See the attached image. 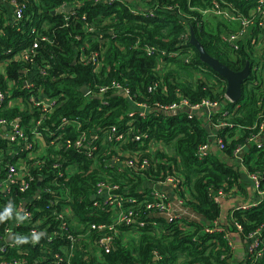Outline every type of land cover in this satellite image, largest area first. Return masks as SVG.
<instances>
[{"label": "trees", "instance_id": "obj_1", "mask_svg": "<svg viewBox=\"0 0 264 264\" xmlns=\"http://www.w3.org/2000/svg\"><path fill=\"white\" fill-rule=\"evenodd\" d=\"M0 3V62L8 61L0 73V91L9 98L0 104V115L19 120L30 141L41 121L46 146L41 153L13 152L14 144L0 137V181L9 163L27 161L35 178L27 192L14 185L10 193L0 190V245L11 217L5 206L28 201L39 231L57 232L27 242L31 226L15 229L23 236L20 248H10L9 260L25 259L29 264H237L230 242L238 232L248 239L260 233V245L249 253L245 264H264V197L260 205L248 210L233 206L223 213V199L241 194L251 196L243 173L259 178L264 192V139L262 146L251 142L264 121V3L261 0H2ZM12 1L22 9L23 21L15 25L8 19L7 5ZM74 5L69 14L53 15L65 4ZM12 6V5H11ZM227 15L204 10L215 8ZM138 7L144 11L134 13ZM147 13L148 15H144ZM253 24L246 29L235 49L226 38L244 29L242 19ZM89 26L94 29L90 31ZM48 35L51 42L41 44L34 64L16 61L7 53L32 44V28ZM45 28V30H44ZM194 37L213 58L240 72L247 65L250 76L243 85L238 102L227 97V82L201 61L191 44ZM152 48L156 56L148 55ZM176 53L171 57L169 53ZM99 53L103 64L98 73L88 62ZM82 55L87 61L81 59ZM45 69L28 89L25 70ZM113 83L127 87L131 100L111 90L104 104L97 94L85 95L83 88L100 92ZM150 87H155L152 92ZM42 91L58 98L56 107L41 119L42 111L30 109L31 97ZM61 93H63L61 95ZM181 95V97L179 96ZM186 100L189 104L210 100L222 106L209 120L188 110L156 111ZM146 104L149 112L137 108ZM63 117L77 118L80 129L71 127L63 139L89 137L88 148L58 147L52 135ZM207 124L217 128L212 141ZM226 124L224 127H219ZM218 126V127H217ZM116 128V133L109 131ZM97 135L98 138L92 137ZM121 136L120 141L117 137ZM158 144L156 150L150 148ZM216 145L201 157L203 145ZM222 145L223 147H220ZM243 147L242 161L237 150ZM246 147V149H245ZM132 160V168L114 159ZM144 160L150 167L142 168ZM40 162L39 164H36ZM179 180V199L198 219L184 217L168 221L156 208L157 200L145 197L152 186L168 176ZM118 186L126 199L121 209L132 212L130 224L117 223L115 230L93 226L113 224L117 210L92 199L99 183ZM224 192L222 201L218 195ZM39 193V199L34 196ZM252 193L258 195L254 188ZM64 214L60 220L59 215ZM226 220V223L220 224ZM144 223V226H140ZM65 224L69 232L62 229ZM236 224L239 225L240 230ZM213 234L207 229L218 228ZM69 233L73 239H67ZM228 234L230 236L228 237ZM112 237L107 250L99 242ZM60 257L61 259H59Z\"/></svg>", "mask_w": 264, "mask_h": 264}, {"label": "built area", "instance_id": "obj_2", "mask_svg": "<svg viewBox=\"0 0 264 264\" xmlns=\"http://www.w3.org/2000/svg\"><path fill=\"white\" fill-rule=\"evenodd\" d=\"M96 2H99L101 0H95ZM109 3H114L115 0H105ZM262 3H264V0H261ZM13 4L12 7L15 10V16L12 17L10 20L14 25L19 22V26L21 28V23L23 21V16H22V9L19 8V6L15 3V1H12ZM9 5V6H11ZM74 4H65L62 7H72L73 10L70 11L69 13L74 11ZM144 11L143 8L138 7L136 10L135 8L133 9L134 13H140ZM204 14H207L209 12H214L216 14H221V15H227V13L221 9H219L218 6L215 8H209L207 10L203 11ZM65 13V14H69ZM63 14V13H62ZM144 15H148L147 13H144ZM242 24L244 26V29L241 32L234 33L231 36H228L226 40L231 43V45L235 48L238 49L239 45L237 43V40L243 36L246 33V29L253 24V21L248 19V18H243L242 19ZM88 29L92 31L94 28L92 26H89ZM45 30V28H44ZM31 35H34L33 42L29 47L23 48L18 52L14 51V48H9L7 53L11 55L13 59L16 61L20 62H26L28 64H34L35 62V57L39 54L40 52V47L42 43L45 42H51L50 38L48 35L44 32L38 31L35 27L32 28ZM148 55L150 56H156V52L152 48H146ZM171 57H176V53H169L168 54ZM100 54L95 53L91 59L88 61L93 64L94 66V73H98L103 64L100 59ZM81 59L83 61H87L86 58L82 55ZM8 64V61L5 62H0V73L4 71L6 65ZM25 73H28L29 79L24 82V86L28 89H31L34 87L33 82L39 78V75H46L45 69H38L37 72H35L34 67L28 68L25 70ZM155 87H150L149 91L152 92ZM111 90H115L116 92L124 95H126L127 98L131 100V95L130 91L127 87H123L120 84L113 83L112 86H105L100 89L99 93H96L95 91L93 92L92 90L88 89L87 95H94L97 94L99 96V99L106 104V96L109 94ZM63 93H61L62 95ZM181 97V95H179ZM9 98L11 101L12 99L10 96H7L4 94L2 91H0V104L5 102V100ZM58 98H53V97H48L45 95L42 91H40L39 96H33L31 97V102H29V107L30 109L37 108L39 111H42L41 119L44 118L45 114L48 112L52 111L56 105ZM229 100V99H228ZM220 105L218 103H213L210 100H203L200 103L196 104H189L186 100H182L179 103H172L166 106H161L157 105L156 106V111H165V112H180L183 110H188L191 113L197 114L198 112H204L207 120L211 117V115L214 112V109L218 108ZM137 108H140L141 110L145 112H149L150 108L143 103H138ZM41 121H39L36 124L35 130L33 131L34 133V138L33 141H30L28 136L25 133V128L21 126L19 123V120H14V121H9L5 117L0 115V137L4 133V129L6 130L4 134V138L8 140L9 144L11 145L12 143L14 144V149L12 150L13 152L20 154L24 151H29L32 155V158L35 157L33 154L34 152H39L41 153L43 149L46 146V138L45 134L39 129L41 127ZM210 126V124H208ZM226 124H222L219 127H224ZM71 127H75L76 129H80V123L79 120L76 118H68V117H63L59 124L56 127V131L52 133V135L55 137V141L52 143L58 142L57 146L58 147H76V148H88V140L89 137L87 136L86 133L81 134V136L76 139V140H70V139H63L64 136L66 135L67 131L70 130ZM218 127V126H217ZM109 133L112 135L116 133V128H113L112 130L109 131ZM93 139L98 138L97 135L92 137ZM122 139L121 136L117 137V140L120 141ZM264 139V121L261 124L260 131L258 135L253 137L251 139V142H255L258 144V147L262 146V141ZM217 142V140L215 141ZM216 145H203L200 149L201 151V157L203 154L207 152L208 149H213L216 150ZM158 144L153 145L150 149L151 150H156ZM220 147H223L220 145ZM243 147H239L237 150V159L242 161V151ZM246 149V147H245ZM115 162H119L123 167L126 168H132L134 166V162L132 160H124L121 161L120 159L116 158L113 160ZM40 162H37L36 164H39ZM150 167V162L149 160H144L142 163V168H149ZM247 174V173H246ZM249 176V179L252 181L254 188L258 191L257 195V200L255 203L252 204H242L238 205L237 209H244L248 210L254 207H258L260 205V200L261 197H264V192L259 190V178L255 174H247ZM35 180V178L32 176L29 170V166L27 161L24 159H18L17 162L14 163H9L8 168H7V173L5 177L0 181V190L4 193H10L11 189L14 185H17L19 188V191L24 193L27 192L30 187L31 183ZM179 180L175 176H168L166 180L162 183H160L158 186H152L150 190L147 192L145 197H150L153 196L157 202L155 204L149 205V207L156 208L158 211H160L161 215L166 218L168 221L173 220L175 218L179 219L182 216H176L173 217L169 214L171 210V204L168 200V196L162 191L163 187L169 186L171 189L175 192L178 201L180 204H183V201L179 199V194L181 193V188L179 186ZM118 186L113 185L110 182L102 181L99 183L97 192L93 198L95 201V206L99 207L101 203L99 200L103 201L108 207L111 209L117 210L116 213V220L113 222V224L106 226V225H101V226H93L94 228H108L111 231L115 230V225L117 223H126L130 224L133 219V214L132 212H124L121 209L123 208V205L125 203H130L133 200L126 199L120 194L117 193ZM226 197L224 192H220L218 195L217 200L222 201V199ZM36 199H39V195ZM28 201H23V203L20 206L15 207L11 202L8 203V205L5 206V211L7 214L11 217L12 224L11 226L8 225L7 228L5 229L4 236L1 238V245H0V264H29L25 259H20V260H9L5 255L6 253L10 250V248H20L22 244V238L23 236L20 234H17L15 229L18 228H23L25 226H31L30 230L28 232V237H27V242H30L31 244H36V240L39 237L46 236L47 234L49 235L48 240H52L53 235L57 234V232L50 233L48 231H39L36 227L40 223V221H35L33 218L35 215L31 213L28 209ZM60 220L64 219V214L59 215L58 217ZM140 226H144V223H140ZM218 228H211L207 229V232L210 234H213L216 232V230H219V225H216ZM237 228L240 230L239 225L236 224ZM62 229L69 232L67 226L65 224H62ZM13 234L14 239L11 242H8L9 236ZM230 234H228V237ZM232 238V236H231ZM254 239V242L251 246V250L249 253H252L254 249L258 248L261 242L260 239V233H258L255 236L250 237ZM67 239H73L72 235L69 233L67 236ZM99 242L102 244V246L105 249H109L110 246L112 245V237L108 235H104L102 238L99 239ZM230 245L232 248L233 242L231 240ZM61 259L60 257H58Z\"/></svg>", "mask_w": 264, "mask_h": 264}, {"label": "crops", "instance_id": "obj_3", "mask_svg": "<svg viewBox=\"0 0 264 264\" xmlns=\"http://www.w3.org/2000/svg\"><path fill=\"white\" fill-rule=\"evenodd\" d=\"M7 14H8L9 20H11L12 17L16 15L15 10L12 6L7 5ZM205 126H206V130H207V127H209L207 131L209 132L211 140L216 141V137L218 134L217 128L215 127L214 129H212L211 126H209L208 124ZM5 131L6 130L4 129V133L3 135H1L2 138H4V134L6 133ZM242 177L244 179L243 181L248 185V189L251 191V196L249 198H245V196L238 194V195H231L227 198H224L223 199L224 215H227L228 212L233 208V206H236V204L239 203L240 201L244 203L252 204V203H255V201L258 199L257 195L252 193L253 183L249 179V176L246 173H243ZM162 191L168 196V200L171 204V210L169 212L171 216L176 217V216L181 215L184 217L198 219V216L195 214V212L191 211L189 208L179 203L178 198L175 192L171 189V187L165 186L163 187ZM224 223H226L225 219L220 222V224H224ZM232 242L234 246L233 249L235 252V258H234L235 262L237 264H245V261L249 256V252L251 250L250 248L254 242V239L252 238L245 239L238 232H236V233H233L232 235Z\"/></svg>", "mask_w": 264, "mask_h": 264}, {"label": "water", "instance_id": "obj_4", "mask_svg": "<svg viewBox=\"0 0 264 264\" xmlns=\"http://www.w3.org/2000/svg\"><path fill=\"white\" fill-rule=\"evenodd\" d=\"M0 3H4V1L0 0ZM72 7H60L58 10L52 11L53 15L69 13L72 11ZM193 34V33H192ZM191 44L198 51L200 59L202 62L208 64L211 68H213L218 74H220L227 82V97L231 102H238L242 99L243 96V85L246 79L250 76L251 67L247 65L244 70L240 72H235L231 70L228 66L221 63L219 60L211 57L205 50V48L200 44V42L194 37H192ZM83 93L87 95L88 89L83 88ZM126 97V95H125ZM222 106L214 109L215 111L221 110ZM199 116H205L204 112H198ZM209 127H207V130ZM39 193H37L34 198L38 197ZM94 196L92 197V199ZM14 239V235L11 234L8 238V242H11Z\"/></svg>", "mask_w": 264, "mask_h": 264}, {"label": "rangeland", "instance_id": "obj_5", "mask_svg": "<svg viewBox=\"0 0 264 264\" xmlns=\"http://www.w3.org/2000/svg\"><path fill=\"white\" fill-rule=\"evenodd\" d=\"M237 161H239V162H240V160H238V159H237Z\"/></svg>", "mask_w": 264, "mask_h": 264}]
</instances>
